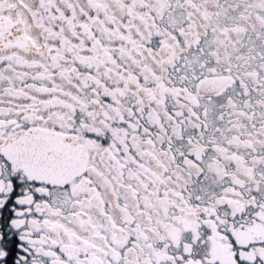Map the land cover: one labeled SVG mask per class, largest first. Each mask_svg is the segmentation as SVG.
<instances>
[{"label":"snow or ice","instance_id":"obj_1","mask_svg":"<svg viewBox=\"0 0 264 264\" xmlns=\"http://www.w3.org/2000/svg\"><path fill=\"white\" fill-rule=\"evenodd\" d=\"M0 264H264V0H0Z\"/></svg>","mask_w":264,"mask_h":264}]
</instances>
